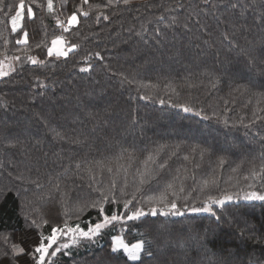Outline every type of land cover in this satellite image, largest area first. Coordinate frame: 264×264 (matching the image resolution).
<instances>
[{
    "label": "trees",
    "instance_id": "1",
    "mask_svg": "<svg viewBox=\"0 0 264 264\" xmlns=\"http://www.w3.org/2000/svg\"><path fill=\"white\" fill-rule=\"evenodd\" d=\"M52 5L26 0L13 32L19 0H0V58L36 61L0 78V264H36L53 227L114 214L95 243L48 264H264V201L187 213L208 197L264 194V0ZM61 35L69 49L49 55ZM171 201L185 212L159 215ZM136 209L145 215L127 219ZM113 235L152 241L155 256L130 261ZM181 235L201 239L160 257L157 245Z\"/></svg>",
    "mask_w": 264,
    "mask_h": 264
},
{
    "label": "snow or ice",
    "instance_id": "2",
    "mask_svg": "<svg viewBox=\"0 0 264 264\" xmlns=\"http://www.w3.org/2000/svg\"><path fill=\"white\" fill-rule=\"evenodd\" d=\"M85 3H87V0H84ZM123 3L127 4L129 3V0H123ZM26 6V0H19V8L16 11V14L14 16L11 17L10 23H11V27H12V31L15 32L17 30V28L20 26V21L23 18V9ZM52 0H48V10L51 11L52 10ZM82 15H87L86 12L81 13ZM27 17L29 19L34 17V12L33 9L30 5V3L27 5ZM105 19H107V17H105ZM68 25H74L76 23H78L77 21V15L75 13H73L67 21ZM64 31H68V28H64ZM25 37L27 36V33L24 34ZM17 43H26V39L25 40H18ZM60 43V38H56L52 40V48L48 49V54L52 55L55 46ZM56 54L58 56L60 55H65L66 53L64 52H60L59 50H56ZM99 54H97L98 56ZM32 60L33 63H36V61L34 59H32L31 57L29 58ZM81 71H87V68H81ZM0 75H7V73L4 72H0ZM184 111H190V109L188 108H184ZM115 185H113L114 187ZM169 187H171V185H169ZM251 187V185H250ZM243 198L246 200H260V201H264V194H259L256 191H251V192H246L243 195ZM104 199H107V197H104ZM165 197L161 196L160 197V202L163 203ZM225 199L227 200H231L232 197L231 196H226L225 198H221V199H216L213 197H208V201L204 204V206L202 208H193L192 211H204V212H210L213 215H215L214 212H212V208L210 207L211 204H216V205H223L225 203ZM131 201H126L124 203V207L128 208L129 205L131 204ZM166 207L168 208L167 212L164 211H159V215H182V213L179 212V210L177 209L176 206V202L175 201H171L169 202ZM101 211H103V209H101ZM150 213L151 215L155 216L158 214V210L153 207L150 209ZM145 213L140 210V209H136L135 212H132L130 215L127 216V219L129 220H133V219H138L142 216H144ZM111 220H118L121 219L120 216L114 214L111 216L110 218ZM109 217H105V221H108ZM104 225L102 223H96L94 226H90L88 228L87 231H84L83 229L80 228L79 225H77L75 228H68L67 231L68 232H72L73 233V239H75V234L79 233V235L81 237L84 238H91L92 236H95L98 234L99 230L103 227ZM63 234L66 235L67 232H65L63 229H58L56 227L52 228V235L50 237L47 238V245H45L44 243V238L41 237V243L35 248V253L39 254V259L36 260V264H43L44 259H45V255L48 253V248L52 247V245L54 243H56L57 240V234ZM199 237H188V238H184L182 235L181 236H177L175 239H166L162 242V244H158L157 245V252L159 253L160 257H166L167 255H170L172 253V251L176 248H180L181 250H183V254L186 256L187 255V248L192 247L193 242H200ZM152 246H153V242L152 241H148V240H143V241H139L137 243L128 245L125 244L123 242V240L120 239H114L113 240V245H112V251L118 252L121 249L123 250V253L127 256V258L130 261H139L141 260L143 255H148V256H155V253H153L152 251ZM60 247L63 248H68V244H62ZM15 248V246H14ZM60 249L57 248L56 251H59ZM20 251L22 252L23 249H20ZM56 251H53L51 253V255H56ZM157 264H165V261L158 260Z\"/></svg>",
    "mask_w": 264,
    "mask_h": 264
},
{
    "label": "rangeland",
    "instance_id": "3",
    "mask_svg": "<svg viewBox=\"0 0 264 264\" xmlns=\"http://www.w3.org/2000/svg\"><path fill=\"white\" fill-rule=\"evenodd\" d=\"M59 38H60L61 46L60 47H55V49H54V51L52 53L54 55H57L56 54V50H59L60 52L66 53V51L69 49V47L67 48V46L64 43H62L63 42V36H59ZM51 48H52V46H51ZM28 58L29 57H27V60H26L25 57L23 58V57H20L19 55L3 56L2 58H0V72H4V73H7L8 74V73H10L15 68V66L17 64H19V62H21V61H28V60L29 61H32L31 59H28ZM33 59L35 60V58H33ZM3 76H5V75H0V78L3 77ZM243 195L244 194H231V195H228V196H231L232 199L231 200L225 199V202H227V201L245 200L243 198ZM225 197H222V198H225ZM210 207H211V205H210ZM193 208H202V207H193ZM193 208L188 209L187 213H207V212H204V211H192ZM184 212H181V213H184ZM105 217L106 216H103L102 220L100 222H98V223H102L104 226L99 230V232H98L97 235L92 236L90 239L89 238L81 237L79 235V233H76L75 234V239H73V233L72 232H68L67 229L68 228H75L78 224H76V225H65V226H63L61 228H58V229H63L65 232H67V234L66 235H63V234H60V233L57 234L56 243H54L52 245V247L48 248V253L45 255V259H44L43 264H48V262L52 258L56 257L59 253H62L63 252L65 254H67V253L71 252L74 249L75 246H78L81 243H85V242L95 243L99 239V237L102 234V232L107 228L108 225L112 224L113 222L120 221V219H118V220H111L110 219L111 217H109V220L108 221H105ZM94 225H89L88 228L90 226H94ZM80 228L83 229L84 231H87L88 230V228H82L81 226H80ZM50 236H48V237H50ZM47 238L44 241L45 245H47ZM114 239L123 240V242L125 244L131 245V244L127 243L126 241H124V239L122 238L121 235H113L112 236V245H113V240ZM137 242H139V241H137ZM137 242H134V243H137ZM65 243L68 244V248L60 247L62 244H65ZM134 243H132V244H134ZM57 248H59L60 250L59 251H56ZM53 251H56V255H54V256L51 255V253ZM120 251L123 252L122 249ZM38 259H39V256H38Z\"/></svg>",
    "mask_w": 264,
    "mask_h": 264
},
{
    "label": "crops",
    "instance_id": "4",
    "mask_svg": "<svg viewBox=\"0 0 264 264\" xmlns=\"http://www.w3.org/2000/svg\"><path fill=\"white\" fill-rule=\"evenodd\" d=\"M60 46H61V42L58 43L55 47H60ZM52 47H53V45H52Z\"/></svg>",
    "mask_w": 264,
    "mask_h": 264
},
{
    "label": "built area",
    "instance_id": "5",
    "mask_svg": "<svg viewBox=\"0 0 264 264\" xmlns=\"http://www.w3.org/2000/svg\"><path fill=\"white\" fill-rule=\"evenodd\" d=\"M66 28H68V29H69V28H70V26L68 25ZM61 36H62V35H61Z\"/></svg>",
    "mask_w": 264,
    "mask_h": 264
},
{
    "label": "water",
    "instance_id": "6",
    "mask_svg": "<svg viewBox=\"0 0 264 264\" xmlns=\"http://www.w3.org/2000/svg\"><path fill=\"white\" fill-rule=\"evenodd\" d=\"M59 24V23H58Z\"/></svg>",
    "mask_w": 264,
    "mask_h": 264
}]
</instances>
